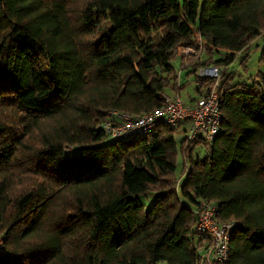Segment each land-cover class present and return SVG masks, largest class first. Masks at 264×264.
<instances>
[{
  "label": "trees",
  "instance_id": "trees-1",
  "mask_svg": "<svg viewBox=\"0 0 264 264\" xmlns=\"http://www.w3.org/2000/svg\"><path fill=\"white\" fill-rule=\"evenodd\" d=\"M259 36L264 0H0V264H264V70H231ZM202 65L221 70L213 139L101 126L190 84L196 104L217 80ZM203 200L239 222L225 262L196 228Z\"/></svg>",
  "mask_w": 264,
  "mask_h": 264
},
{
  "label": "built area",
  "instance_id": "built-area-1",
  "mask_svg": "<svg viewBox=\"0 0 264 264\" xmlns=\"http://www.w3.org/2000/svg\"><path fill=\"white\" fill-rule=\"evenodd\" d=\"M197 38L201 43L205 42L199 32ZM178 54H189L195 51L191 45L179 44ZM240 51L238 50L237 53ZM220 68L216 65H202L198 68V73L202 76H213L217 80L196 104L186 103L179 93L166 92L164 94L165 103L152 111L144 113H131L127 111L112 110L114 119L103 121L101 126L112 138L132 139L147 133H151L160 123L177 125L183 121H188L187 131L179 135L188 140L202 137L213 139L219 132L222 112L219 97L218 81ZM181 74V72H179ZM73 147L68 146L66 151ZM218 204L214 201L203 200L196 209V228L207 234L210 240L208 259L225 262L230 254V239L239 222L235 219L225 221L216 220ZM2 238H0V247Z\"/></svg>",
  "mask_w": 264,
  "mask_h": 264
},
{
  "label": "rangeland",
  "instance_id": "rangeland-1",
  "mask_svg": "<svg viewBox=\"0 0 264 264\" xmlns=\"http://www.w3.org/2000/svg\"><path fill=\"white\" fill-rule=\"evenodd\" d=\"M260 46L264 45V37L259 36L253 41V45L250 50H244L243 53H248L249 57L246 59V61L242 62L240 59H236L232 65H231V70H234V77H233V82L241 81L244 79H248V76L251 73H254L260 69L264 70V62H261L259 60L260 58V49L254 50V48H257ZM242 53V54H243ZM178 61V59L176 58ZM186 91H190L193 93V85H189L184 91L182 92V96L185 97ZM170 92V91H169ZM202 146L198 145L196 147V151L198 149H201ZM80 147L77 146L76 150H79ZM183 155L182 153H179L178 155V165L177 169L175 171L174 177L177 178L178 181L183 180V178L186 175V172L183 171ZM155 198V194L151 193L149 194L148 197H144L143 200L146 202L147 206H150V204L153 202ZM191 203V202H190ZM193 206H195L194 203H191ZM158 264H167L166 261L159 260ZM203 264V263H201Z\"/></svg>",
  "mask_w": 264,
  "mask_h": 264
},
{
  "label": "crops",
  "instance_id": "crops-1",
  "mask_svg": "<svg viewBox=\"0 0 264 264\" xmlns=\"http://www.w3.org/2000/svg\"><path fill=\"white\" fill-rule=\"evenodd\" d=\"M262 46H259L257 48H254V50H257V49H260ZM182 74L184 73V71L181 72ZM170 93H177V92H174V91H170Z\"/></svg>",
  "mask_w": 264,
  "mask_h": 264
}]
</instances>
